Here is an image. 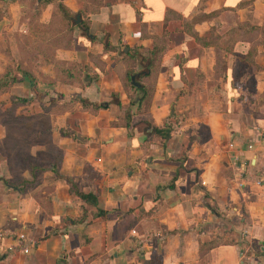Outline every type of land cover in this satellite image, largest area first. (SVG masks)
Listing matches in <instances>:
<instances>
[{"label": "crops", "instance_id": "1", "mask_svg": "<svg viewBox=\"0 0 264 264\" xmlns=\"http://www.w3.org/2000/svg\"><path fill=\"white\" fill-rule=\"evenodd\" d=\"M2 75L0 264H264V0H0Z\"/></svg>", "mask_w": 264, "mask_h": 264}, {"label": "rangeland", "instance_id": "2", "mask_svg": "<svg viewBox=\"0 0 264 264\" xmlns=\"http://www.w3.org/2000/svg\"><path fill=\"white\" fill-rule=\"evenodd\" d=\"M0 83H3V75L0 77ZM0 105V119L8 130V138L6 144L3 145L7 156V163L11 169L12 177L15 179L24 170H27L31 163L43 162L49 151V122L46 115H39L35 112L31 113L26 108H15L4 111ZM40 113H46L41 111ZM6 117V118H5ZM42 145L45 150L33 151L35 146Z\"/></svg>", "mask_w": 264, "mask_h": 264}, {"label": "trees", "instance_id": "3", "mask_svg": "<svg viewBox=\"0 0 264 264\" xmlns=\"http://www.w3.org/2000/svg\"><path fill=\"white\" fill-rule=\"evenodd\" d=\"M0 86H3V83H0ZM101 107H103V106L101 105ZM151 131L153 133L160 135L163 138L166 137L169 133L166 125H164L162 128L152 127ZM76 194L79 196V198H81L83 200L94 202V198L91 197V194H82V193H76Z\"/></svg>", "mask_w": 264, "mask_h": 264}, {"label": "water", "instance_id": "4", "mask_svg": "<svg viewBox=\"0 0 264 264\" xmlns=\"http://www.w3.org/2000/svg\"><path fill=\"white\" fill-rule=\"evenodd\" d=\"M130 81L132 85L137 86V84L134 82V75L130 76Z\"/></svg>", "mask_w": 264, "mask_h": 264}, {"label": "built area", "instance_id": "5", "mask_svg": "<svg viewBox=\"0 0 264 264\" xmlns=\"http://www.w3.org/2000/svg\"><path fill=\"white\" fill-rule=\"evenodd\" d=\"M30 98H32V94L30 95ZM132 233H133V232H132ZM19 238H22V235H19ZM22 251L25 252L26 249H23Z\"/></svg>", "mask_w": 264, "mask_h": 264}]
</instances>
